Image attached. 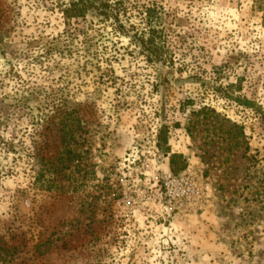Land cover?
Segmentation results:
<instances>
[{
	"label": "rangeland",
	"instance_id": "374dc122",
	"mask_svg": "<svg viewBox=\"0 0 264 264\" xmlns=\"http://www.w3.org/2000/svg\"><path fill=\"white\" fill-rule=\"evenodd\" d=\"M69 1L0 0V264H264V0ZM65 100L67 137L37 121ZM188 169L200 207L160 206L156 178Z\"/></svg>",
	"mask_w": 264,
	"mask_h": 264
},
{
	"label": "trees",
	"instance_id": "16d2710c",
	"mask_svg": "<svg viewBox=\"0 0 264 264\" xmlns=\"http://www.w3.org/2000/svg\"><path fill=\"white\" fill-rule=\"evenodd\" d=\"M99 2L98 4H96ZM112 5L108 1L103 0H70L69 3L66 5V7L62 10L63 16L66 20L69 19H77L78 17H83L87 12H94L96 15L101 16L102 18L106 19L110 16H114V18L117 20L118 17L116 15H112ZM262 19L264 22V13L262 15ZM145 20L148 26L147 29V35H142V32L140 34V44L143 47V50L148 53L147 57L149 60H152V58L160 59L163 50L162 46L160 45L159 40L162 37L161 31L156 29L152 24V10L150 8L145 9ZM50 50L51 48L48 47ZM240 104L246 106V107H253L254 103L251 100H248L246 98H240V97H234ZM39 116V117H38ZM35 116L34 119L38 117V122L41 120V122H50L52 119L58 117L60 120V124L64 129H62L61 136L67 137L71 135V131L69 129H65L67 125L75 118H77V115L75 114V108H71V106L67 103V101H63L60 104V107L53 110L50 114H44V115H38ZM34 119H32V122H35ZM37 122V123H38ZM35 124V123H33ZM3 144L4 147H6V141L0 137V144ZM8 148L6 150H9V143L7 144ZM156 146L158 149H160L165 155L170 153V147L168 145V135L167 130L165 126H161L157 131L156 136ZM36 151L34 154L38 156V148L33 149ZM185 159L178 154L170 153L169 154V168L170 170L178 174L182 172L185 169ZM4 246V245H3ZM0 247V250L2 249H11L13 247Z\"/></svg>",
	"mask_w": 264,
	"mask_h": 264
},
{
	"label": "built area",
	"instance_id": "2783aa9c",
	"mask_svg": "<svg viewBox=\"0 0 264 264\" xmlns=\"http://www.w3.org/2000/svg\"><path fill=\"white\" fill-rule=\"evenodd\" d=\"M158 204L165 209L200 207L204 199L201 179L191 170L174 176L165 174L156 178Z\"/></svg>",
	"mask_w": 264,
	"mask_h": 264
}]
</instances>
